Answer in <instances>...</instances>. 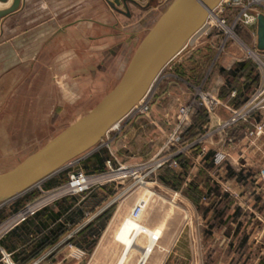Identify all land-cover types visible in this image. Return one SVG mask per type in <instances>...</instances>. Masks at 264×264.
Instances as JSON below:
<instances>
[{
  "label": "rangeland",
  "instance_id": "obj_1",
  "mask_svg": "<svg viewBox=\"0 0 264 264\" xmlns=\"http://www.w3.org/2000/svg\"><path fill=\"white\" fill-rule=\"evenodd\" d=\"M169 2L171 0H156L152 4L154 6L148 8L134 5L135 8L132 10L134 17H126L123 13L111 8L105 0V9L110 8L119 13L117 15H119L118 23H120L118 29L109 27L106 31L98 33H103L98 40H91L87 38V35L80 36L78 32L70 29L65 32H54L58 24L32 26L30 14L19 18L12 16L5 20L2 36L0 35V174L36 151L66 126L86 115L114 87L147 29L155 23ZM216 23L217 21H212L211 24L216 25ZM233 32L234 35L229 36L228 41H224L222 31L217 25L213 26L211 31L200 33L195 41L190 40L188 46L177 56L179 58L171 61L164 68L163 73L169 74L162 81L158 80L149 93L146 102L148 110L137 109L130 116L137 114L139 122L143 123L152 105H156L158 110L161 105L167 106L170 113L176 109L177 129L169 131L166 139H161L154 129H150L149 135H146L147 129L138 128L135 135L133 130L128 144L131 153L126 151L124 153L131 154L134 158L129 161H120V157L116 155L110 161L107 160L105 169L98 171L110 174V178H115L104 183L109 185L114 197V201L106 208L113 207L106 223L111 220L114 210L119 208L120 216L116 224L118 225L130 214L133 206L142 200L143 195L148 198L138 220L151 229L160 228V234L144 264H159L165 248L174 244L177 235H179L178 246L182 249V255L169 257L170 262L175 263V258H178L179 264L208 263L205 260L206 257L199 255L197 250H194L195 253L192 251L193 247H200L202 243L199 239L202 225L196 211L180 195L160 188L158 174L163 173L162 168L166 165L175 170L177 162L174 164L169 160L158 166L161 159L174 154L173 158H175L177 154H180L178 150L186 149L188 145L198 143L201 145L204 140L209 139L217 141L219 136L223 135L224 138L225 132L230 133V131L235 134L233 133V137L229 139H222L219 146H215L216 154L221 153L225 157L222 152L230 146L235 152L236 165L239 166L238 164L243 163L240 153L242 138L245 136H247L245 141L247 140L248 147L252 141L258 139L262 143L260 147L264 152V109L250 113L246 120L239 119L223 126L224 122L231 117V111L227 108L230 106L228 90L243 83L245 74L249 71L259 75L256 57L250 52L256 48L255 26L236 24ZM132 33L137 35L133 37ZM78 38V43L65 40ZM224 42L225 50L219 52L218 46ZM239 62L246 63L243 75L227 77L226 71ZM231 83L232 86H230ZM204 96L205 99H203ZM211 97H215L218 103L215 104L212 100L210 104ZM248 98L238 103L235 108H240ZM206 99L209 100L206 101ZM193 100L200 102L201 105L192 108L189 119L178 126L179 107ZM206 104L212 105L209 107L210 110L206 108ZM198 109H205L210 117L208 122L202 126V132L197 137L190 141H181L179 138L181 128ZM215 113L220 118L215 117L217 116ZM254 118L257 121L249 127ZM257 122L263 124L260 133L254 130L249 134V130H253ZM207 125L210 127L208 131L211 130L212 134L204 137L203 129ZM119 127L120 124L113 131ZM205 130L207 131V128ZM244 130L245 134H243ZM109 137L110 131L104 135L101 143L106 142ZM177 137L178 140H176ZM149 138L152 141H149ZM83 164L81 160L68 164L59 171L58 176L52 178L54 180L64 178V180L52 187L44 188L42 185L44 182L33 187L31 189L34 191L33 196L1 219L0 223L27 202L40 196L42 194L40 187L44 190L56 187L66 182L73 170L86 171ZM120 166L124 168L113 174L110 173L111 169L120 168ZM263 166L264 162H261L259 168ZM34 189H37V192ZM116 225L111 229L113 234L116 232ZM113 241L115 245H118L117 252L113 253L109 248L96 262L94 260L86 263L85 256L73 258L64 252L56 256L57 262L59 261L58 264H115L122 245ZM146 241L147 236L142 235L139 238V245H144ZM41 258L36 257L28 264L34 261H37V264L44 263V260L41 262ZM139 258L140 250L134 249L124 264H135Z\"/></svg>",
  "mask_w": 264,
  "mask_h": 264
},
{
  "label": "crops",
  "instance_id": "obj_2",
  "mask_svg": "<svg viewBox=\"0 0 264 264\" xmlns=\"http://www.w3.org/2000/svg\"><path fill=\"white\" fill-rule=\"evenodd\" d=\"M11 1H0V8L7 7ZM139 1L142 8L154 6L152 4L156 2L155 0L149 6H144L147 0ZM104 2L105 0H21L17 10L1 19L0 35L2 36L3 25L8 17L19 18L30 14L32 26L58 24L54 32L70 29L78 32L80 36L87 35L91 40H98L103 36V33H98L106 31L109 27L118 29L120 23L117 15L119 13L110 8L105 9ZM134 8V5H130V14L124 15L134 17ZM137 33H132L133 37ZM65 40L78 43L79 38ZM180 54L181 52L177 56ZM177 56L171 61L179 58ZM167 74L169 73L162 72L159 80L162 81ZM255 86L254 83L249 86H243L241 83L230 88V106L227 108L233 109L238 103L245 101ZM175 111L170 113L169 108L162 105L158 110L156 105H152L143 123L139 122L137 114L130 117L133 113L131 112L117 130H110V137L106 142L100 143L93 151L77 160L86 164H83L86 171L92 172L105 169L107 160L110 161L116 155L120 157V161H129L134 156L125 155L124 151L131 153L128 144L132 131L134 130L135 135L136 129L143 128L147 129V133L144 132L149 135L150 129H154L161 139H166L169 131L177 129ZM216 113L215 117L220 118ZM256 121L254 118L249 127ZM189 122L191 119L187 123ZM208 129V125L204 127V137L212 134ZM233 133L235 134L231 131L225 132L224 138L233 137ZM245 133L244 130L243 134ZM224 138L221 135L217 141L204 140L201 145H188L186 149L178 150L188 162L187 169L184 171L182 164H177L174 170L177 175L175 185L161 182L160 188L180 195L196 211L202 225L199 237L202 243L200 247H193L192 251L195 253L197 250L199 255L206 257L207 264H264V181L259 172V165L264 162V152L260 147L262 143L256 139L248 147L247 140L245 141L247 136L242 138L240 158L243 163L237 166L235 152L230 146L222 152L225 155L223 160L218 163L215 161V157L221 156V153L216 154L215 146H219ZM149 141L152 139L149 138ZM59 174L60 172L43 181V187H52L64 180L52 179ZM47 182L51 183L47 185ZM34 190L37 192V189ZM33 192L30 189L23 195L2 203L0 220L30 199ZM113 201L114 197L107 184L77 196L63 197L4 235L1 238L2 247L11 253L16 263L43 246L37 256L42 257L41 262L44 260L41 264H58L56 256L62 252L73 258L85 256L86 263L94 260L96 262L109 248L113 253L117 252L118 245H115L113 240L120 243L111 231L119 219V208L114 210L111 220L103 226L96 219ZM55 235L57 239L49 243ZM178 241L179 235L175 237L174 244L165 248L159 264H179L178 258H175V263L169 261L171 256L182 255ZM0 264L3 263L0 261Z\"/></svg>",
  "mask_w": 264,
  "mask_h": 264
},
{
  "label": "water",
  "instance_id": "obj_3",
  "mask_svg": "<svg viewBox=\"0 0 264 264\" xmlns=\"http://www.w3.org/2000/svg\"><path fill=\"white\" fill-rule=\"evenodd\" d=\"M6 2L7 0H0ZM155 0H147L149 6ZM222 0H171L134 50L114 87L83 117L66 126L36 151L0 175V202H8L63 170L72 160L93 151L115 123H121L149 95L165 66L182 52ZM21 0L0 9L1 19ZM111 8L130 14L139 0H107ZM123 6L124 9H121ZM256 48L264 49V14L256 22Z\"/></svg>",
  "mask_w": 264,
  "mask_h": 264
},
{
  "label": "built area",
  "instance_id": "obj_4",
  "mask_svg": "<svg viewBox=\"0 0 264 264\" xmlns=\"http://www.w3.org/2000/svg\"><path fill=\"white\" fill-rule=\"evenodd\" d=\"M210 13H214L216 17L221 20L222 25L217 23L216 25L210 24V29L208 31H211L213 26L218 25L220 27V30L222 31V38L224 39V41H228L229 36L234 35L233 28L236 24H241L244 26H256L258 15L260 13L264 14V0H222L220 4L216 8H214ZM224 50L225 42L220 43V45L218 46L219 52H222ZM251 51L256 53L255 57L257 60L256 62L258 65V72L260 76L259 82L254 88L252 94L249 96L248 100L245 102V104H243L240 108H229L231 111V117L224 122L223 126L232 124L233 122L239 119L246 120V117H248L250 113L264 109V49L260 50L255 48ZM205 96L203 97V99H205ZM146 98L147 97H145L144 99ZM207 100L209 99H206V101ZM212 100L215 101V104L218 103V100L215 97H211L209 100L210 104L213 102ZM200 105L201 103L196 100H193L192 102L186 105H181L177 113L178 126H181L184 122L189 119V113L192 108H197ZM139 106L141 107L136 108L140 109V111L148 110L147 103L144 106ZM205 106L209 110V107H212V105L207 104ZM262 126V123L257 122L254 125V129L249 130L248 133L251 134L254 132V130L256 131V133H260ZM176 140H178V137L176 138ZM174 155L165 156L163 159H161L158 166H161L169 160L176 164V161L173 158ZM222 158H224L223 155L219 156V158L215 157V161L220 162ZM76 160L74 159L70 163H74L76 162ZM121 168L124 167L120 166V168L111 169L110 173L113 174L116 171H120ZM259 172L261 179L264 181V166L260 168ZM109 176L110 174H105V172H87L83 169H77L70 172L68 180L62 183L61 185L46 190L41 189L40 187V191L42 193L40 196L34 198L32 201L27 202L24 206L14 212L4 222L0 223V239L19 223L23 222L28 217L35 214L41 208H44L48 204L55 202V200L59 199L60 197L83 194L85 192L91 191L97 186H100L108 181L115 179L110 178ZM144 208L145 202L143 200H140L133 206L130 213L133 217L138 218ZM0 251V260L4 264H16V262L12 258L11 253L7 252L1 245ZM31 264H37V261H34Z\"/></svg>",
  "mask_w": 264,
  "mask_h": 264
},
{
  "label": "bare ground",
  "instance_id": "obj_5",
  "mask_svg": "<svg viewBox=\"0 0 264 264\" xmlns=\"http://www.w3.org/2000/svg\"><path fill=\"white\" fill-rule=\"evenodd\" d=\"M208 16L209 17H207L206 23L202 26V28L200 30H198L193 36H191L189 38V40L187 41L185 47L188 46V43H189L190 40H194L195 41L197 39V37L200 35V33L209 30L210 29V24L212 23V21H217V24H221L222 25L221 20L218 19L214 13H210V15H208ZM247 50L249 51V49H247ZM250 52L254 56H256V53L252 52L251 50H250ZM161 74H160L158 80L160 79ZM146 102H147V98L143 99V100H140L138 102V104H136V106H135L133 111L137 110L138 107H141L139 105L144 106L146 104ZM118 124H120V123H115L111 127V129H113L116 126H118ZM144 196L145 195H143L141 197V199L144 202H146L148 198L147 197L145 198ZM2 203L3 202H0V205ZM159 234H160V228L157 227V228H152L151 229V228L147 227L146 225L141 223L138 220L137 217H133L131 215V213L128 216L124 217V219L121 221L119 227L117 228V230L115 232V237H116L117 241H119L120 244L122 245L121 251H120V253H119L118 257H117V260H116L115 264H124L125 261L128 259L131 251H133L134 249H139L140 250V258L135 264H144L145 261L147 260V258L149 257L150 253L152 252V249H153V246L155 244V241L158 240V238H159ZM142 235H146L147 236V241H146V243L144 245H139V238Z\"/></svg>",
  "mask_w": 264,
  "mask_h": 264
},
{
  "label": "trees",
  "instance_id": "obj_6",
  "mask_svg": "<svg viewBox=\"0 0 264 264\" xmlns=\"http://www.w3.org/2000/svg\"><path fill=\"white\" fill-rule=\"evenodd\" d=\"M245 68H246V63L239 62L233 68L229 69L226 72V76L227 77L228 76L235 77L238 75H243V70ZM245 77L246 78L243 81V86L253 85V83L257 85V83L259 81L258 73H253V72L249 71L245 74ZM230 86H232V83L230 84ZM208 120H209V117H208V114L205 111V109H198V110L194 111L191 115V122H189L185 126H183L179 132L180 140L181 141H190L193 138L197 137L202 132V126L205 123H207ZM174 159L177 162V164H182L184 171H186L187 166H188L187 160L184 159L180 154H177ZM162 169H163V173L158 174V176H157L158 180L160 182L165 183V184L175 185V178L177 176L175 171L173 169H170L167 165L165 167H163ZM89 172H92V171H89ZM50 183L51 182H47V185ZM112 210H113V207H110V208L104 210L96 218L98 222H101L102 226L105 225L106 221L109 219ZM62 231H63V229L61 230V232ZM56 239H57V236L55 235V236H53L52 241H49V243H52ZM0 245L2 246L1 240H0ZM43 247H39L38 249L33 251L28 257L23 258L20 261H18L17 264H26L27 262H29L33 258H36L38 256L39 252L43 249Z\"/></svg>",
  "mask_w": 264,
  "mask_h": 264
}]
</instances>
